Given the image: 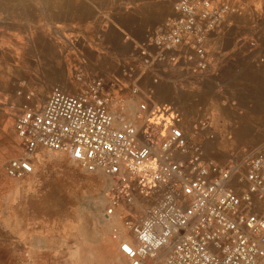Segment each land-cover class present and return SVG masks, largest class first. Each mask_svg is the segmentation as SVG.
Wrapping results in <instances>:
<instances>
[{
    "label": "built area",
    "instance_id": "built-area-1",
    "mask_svg": "<svg viewBox=\"0 0 264 264\" xmlns=\"http://www.w3.org/2000/svg\"><path fill=\"white\" fill-rule=\"evenodd\" d=\"M230 9L227 0L174 1L172 15L138 45L134 111L101 78L82 75L80 91L53 85L42 105L24 104L14 123L24 154L6 174L23 178L45 150L105 176L103 215L128 264H264V144L240 162L218 161L173 106L138 84L147 75L158 83L182 58L207 71L204 42Z\"/></svg>",
    "mask_w": 264,
    "mask_h": 264
},
{
    "label": "crops",
    "instance_id": "crops-1",
    "mask_svg": "<svg viewBox=\"0 0 264 264\" xmlns=\"http://www.w3.org/2000/svg\"><path fill=\"white\" fill-rule=\"evenodd\" d=\"M151 1L0 0V103L6 87L20 88L28 73L60 71L47 80L65 89L69 82L78 84L75 70L87 69L96 74L89 77L101 78L107 87L110 83V92L136 110L130 89L142 72L138 45L173 13L170 0ZM227 2L230 11L204 42L207 71L195 72L182 58L160 74L158 83L152 84L149 75L138 82L152 90L153 100L173 106L187 121L206 118L199 143L218 161L237 149L242 134L254 133L248 120L264 114V0ZM57 34L66 42L83 40L77 50L83 60L76 66H70ZM210 134L216 137L209 139ZM29 226L18 221L9 228V237L0 239V261L5 262L11 248L28 246L25 260L31 262L37 240Z\"/></svg>",
    "mask_w": 264,
    "mask_h": 264
},
{
    "label": "rangeland",
    "instance_id": "rangeland-1",
    "mask_svg": "<svg viewBox=\"0 0 264 264\" xmlns=\"http://www.w3.org/2000/svg\"><path fill=\"white\" fill-rule=\"evenodd\" d=\"M170 1L174 3L175 0ZM61 34L56 35L58 42L66 45L70 66H76L77 60H83L84 55L77 53L83 40L71 38L66 42ZM75 71L76 78L81 74L86 77L96 75L87 69ZM75 71L72 68L70 74ZM195 72L199 73L197 70ZM59 73L57 70L28 73L26 79L23 77L20 88L6 87V99L0 103V239H7L9 228L13 230L14 223L21 221L28 226L31 224L37 240L32 245L34 253L30 263L27 257L25 260V251L30 249L22 246L20 249L11 248V252L6 253L5 262L0 261V264H128L118 249V242L111 237V222L103 215L107 184L105 176L87 172L63 153L45 150L32 157L33 171L23 178L14 179L6 174L8 161L24 154V145L14 130L16 117L24 104L42 105L50 87L58 84L47 79ZM69 83L64 86L69 92L75 93L83 88L82 82ZM107 85L110 87V83ZM109 87L107 89L110 91ZM29 92L34 95L27 101L25 94ZM180 117L192 140L201 142L199 137L207 119L203 117L202 121L194 123ZM248 121L252 122L254 133L242 134L237 149L224 154L221 162H240L248 153L264 144V114L259 113ZM234 124H237V120H234ZM215 137L210 134L208 138ZM136 215H140L139 210L132 217ZM116 223L120 227L121 222L117 220Z\"/></svg>",
    "mask_w": 264,
    "mask_h": 264
},
{
    "label": "bare ground",
    "instance_id": "bare-ground-1",
    "mask_svg": "<svg viewBox=\"0 0 264 264\" xmlns=\"http://www.w3.org/2000/svg\"><path fill=\"white\" fill-rule=\"evenodd\" d=\"M118 249H119V245H118ZM120 250V249H119ZM120 252H121V250H120Z\"/></svg>",
    "mask_w": 264,
    "mask_h": 264
},
{
    "label": "snow or ice",
    "instance_id": "snow-or-ice-1",
    "mask_svg": "<svg viewBox=\"0 0 264 264\" xmlns=\"http://www.w3.org/2000/svg\"><path fill=\"white\" fill-rule=\"evenodd\" d=\"M25 167H27V165H25Z\"/></svg>",
    "mask_w": 264,
    "mask_h": 264
}]
</instances>
